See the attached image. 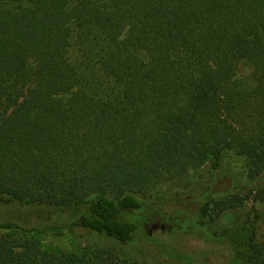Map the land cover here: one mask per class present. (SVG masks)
Wrapping results in <instances>:
<instances>
[{
	"label": "trees",
	"instance_id": "trees-1",
	"mask_svg": "<svg viewBox=\"0 0 264 264\" xmlns=\"http://www.w3.org/2000/svg\"><path fill=\"white\" fill-rule=\"evenodd\" d=\"M230 154L264 174V0H0V200L71 214L0 222L15 233L0 236V264H132L40 238L135 245L146 195L188 188L204 165L218 174ZM203 200L175 217L226 241L242 199ZM239 247L242 264H264L254 230Z\"/></svg>",
	"mask_w": 264,
	"mask_h": 264
},
{
	"label": "rangeland",
	"instance_id": "rangeland-1",
	"mask_svg": "<svg viewBox=\"0 0 264 264\" xmlns=\"http://www.w3.org/2000/svg\"><path fill=\"white\" fill-rule=\"evenodd\" d=\"M247 72L240 66L239 74ZM245 167L242 157L230 154L218 174L211 172L209 165H204L198 172L193 173L188 188L173 183L158 186L144 197L147 205L135 216L140 227L135 237V245L92 240L77 246L67 230L44 234L40 241L45 249L65 253H80L93 246L102 247L128 259L132 264H184L174 257L175 253L187 256L190 259L189 264H242L239 245H244L251 231L254 230L256 239L264 247V174L250 179ZM206 192H209V196L204 198L203 194ZM236 196L243 203L233 210L235 223L224 232L226 241L208 238L205 236L206 232L190 225L188 219L179 216L176 218L174 215V210L181 207L195 211L194 207L203 198L200 205L209 198L215 201H234ZM209 207L207 217L202 222L206 229L220 232L212 222L215 216L213 205ZM70 217V213L53 208L25 206L0 200V222L13 221L27 227H39L42 223L64 225ZM150 227L152 229L149 231ZM3 235L14 237L15 233L0 231V236ZM228 243L236 247L234 253Z\"/></svg>",
	"mask_w": 264,
	"mask_h": 264
}]
</instances>
